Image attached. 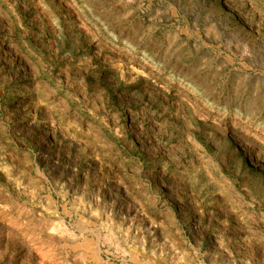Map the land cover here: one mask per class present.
<instances>
[{
  "label": "rangeland",
  "instance_id": "374dc122",
  "mask_svg": "<svg viewBox=\"0 0 264 264\" xmlns=\"http://www.w3.org/2000/svg\"><path fill=\"white\" fill-rule=\"evenodd\" d=\"M263 144L264 0H0V264H264Z\"/></svg>",
  "mask_w": 264,
  "mask_h": 264
},
{
  "label": "bare ground",
  "instance_id": "6f19581e",
  "mask_svg": "<svg viewBox=\"0 0 264 264\" xmlns=\"http://www.w3.org/2000/svg\"><path fill=\"white\" fill-rule=\"evenodd\" d=\"M263 146H264V144H263ZM252 148V147H251ZM264 148V147H263ZM263 150V149H262ZM254 151V150H253Z\"/></svg>",
  "mask_w": 264,
  "mask_h": 264
}]
</instances>
